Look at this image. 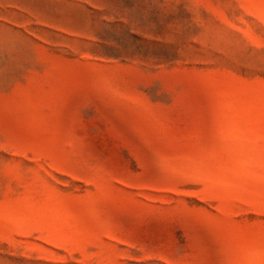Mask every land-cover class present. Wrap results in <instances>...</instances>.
Here are the masks:
<instances>
[{
	"label": "rangeland",
	"instance_id": "374dc122",
	"mask_svg": "<svg viewBox=\"0 0 264 264\" xmlns=\"http://www.w3.org/2000/svg\"><path fill=\"white\" fill-rule=\"evenodd\" d=\"M0 264H264V0H0Z\"/></svg>",
	"mask_w": 264,
	"mask_h": 264
}]
</instances>
